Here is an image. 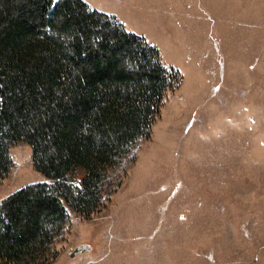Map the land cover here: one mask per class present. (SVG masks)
<instances>
[{
  "label": "rangeland",
  "instance_id": "374dc122",
  "mask_svg": "<svg viewBox=\"0 0 264 264\" xmlns=\"http://www.w3.org/2000/svg\"><path fill=\"white\" fill-rule=\"evenodd\" d=\"M94 2L116 11L111 0ZM157 3L170 12L155 30L128 13L122 23L181 83L106 205L89 218L70 212L49 264H264V0ZM9 154L0 201L46 180L29 143ZM83 176L68 181L77 188Z\"/></svg>",
  "mask_w": 264,
  "mask_h": 264
},
{
  "label": "trees",
  "instance_id": "16d2710c",
  "mask_svg": "<svg viewBox=\"0 0 264 264\" xmlns=\"http://www.w3.org/2000/svg\"><path fill=\"white\" fill-rule=\"evenodd\" d=\"M181 80L143 36L83 0H0V180L21 141L46 179L0 201L2 263L56 257L70 212L106 205Z\"/></svg>",
  "mask_w": 264,
  "mask_h": 264
},
{
  "label": "crops",
  "instance_id": "0c3cea01",
  "mask_svg": "<svg viewBox=\"0 0 264 264\" xmlns=\"http://www.w3.org/2000/svg\"><path fill=\"white\" fill-rule=\"evenodd\" d=\"M83 1H85L89 5L90 8L106 13L108 15H111L120 23L123 22V18H125V13H128L130 15L129 17H132V18L142 17V18H147L149 20H152L154 30H155V20H156V23L158 22L161 25L163 20L165 21L167 20V18L169 17V12H170V8H167V6L165 5L161 7L160 5H158L159 3L156 4L157 6H159V8L156 9L155 11V0H111L114 7L116 8V11L113 9H109V8H107L108 9L107 11L105 8H101L97 4H95L94 0H83ZM147 42L149 44H152L149 41Z\"/></svg>",
  "mask_w": 264,
  "mask_h": 264
}]
</instances>
